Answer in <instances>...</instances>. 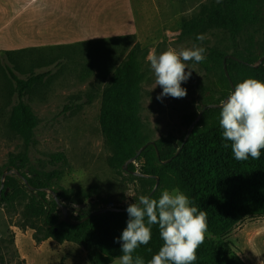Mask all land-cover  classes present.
<instances>
[{"label":"trees","instance_id":"obj_1","mask_svg":"<svg viewBox=\"0 0 264 264\" xmlns=\"http://www.w3.org/2000/svg\"><path fill=\"white\" fill-rule=\"evenodd\" d=\"M210 30L222 31L226 35V44L223 47L208 44L204 47L206 60L198 65L209 80L200 91L198 111L185 114V124L189 127L199 112L201 116L182 146L185 135L177 142L171 134L150 140L143 132L138 112L142 74L138 68L137 53L146 50L133 41L135 35L0 50V61L5 68L1 93L16 95L8 124L23 142L21 152L11 155L5 165L6 171L15 169L19 175L12 172L5 176L0 205L19 215L16 225L20 229H32V239L36 242L52 239L58 243L72 242L78 245L85 251L89 264H109L122 255L121 243L114 242V238H118L126 227L128 205L117 206L124 208L123 211H105L76 224L67 223L48 190L56 194L65 208L74 203H83L91 191L78 192L73 198L71 190L59 185L67 166V159L61 152L50 155L54 166L52 169L44 170L29 164L37 118L23 97L34 95L46 86L50 73L49 70L35 73L33 68L44 66L50 50L54 48H85L101 43H111L114 47L105 54L112 51L115 54L125 53L118 63H108L100 75L105 82L101 90L99 125L110 151L107 159L109 166L124 172L129 181L139 182L140 196L149 195L155 183L154 176H158V186L149 195L151 198L158 199L164 190L179 189L188 196L193 206L207 213V233L215 237L227 235L245 217L264 218V150H261L258 160L249 157L247 161H236L231 152V142L222 137L220 107L203 110L207 104L222 102L234 91L235 85L246 78L264 82V59L253 66L264 55V0H221L220 3L209 0L200 3L196 13L181 18L179 37L197 40L198 34ZM115 54L110 55L108 60H113ZM223 64L228 72L227 78ZM16 71L28 77H19ZM89 73V68L81 69L80 77L84 78ZM148 141H153L154 145H147L136 155ZM225 143L229 147H224ZM130 158H134L139 165L130 162L124 170L123 165ZM167 159L168 162L162 163ZM135 171L142 175L133 174ZM5 188L8 189L6 194L3 192ZM99 201L106 205L109 200L101 198ZM87 205L86 208H78L75 215L73 209L68 211L70 219L79 221L99 208L94 207L93 203ZM151 227L152 239L149 244L141 245L132 254L133 259L142 257L145 264L163 244L158 225ZM9 241L13 243V236ZM3 248L4 239L0 234V264H6ZM196 255L195 264H239L227 262L217 255L212 244L205 240Z\"/></svg>","mask_w":264,"mask_h":264},{"label":"rangeland","instance_id":"obj_2","mask_svg":"<svg viewBox=\"0 0 264 264\" xmlns=\"http://www.w3.org/2000/svg\"><path fill=\"white\" fill-rule=\"evenodd\" d=\"M208 1L157 0L159 20L163 24L161 34L158 35L159 30L154 32L151 35L154 37L152 42L144 46L138 37L133 38L134 42L141 43V47L146 50L137 53L138 68L142 74L139 85L141 106L138 112L143 132L150 140L168 134L177 142L181 140L188 129L184 115L198 111L199 94L209 77L203 73L198 63L187 61L188 69L185 71H193L191 77L181 84L187 91L186 97L176 99L169 96L158 101L156 97L162 89L159 85L156 86L154 72L146 57L152 50L160 54L168 48L179 51L194 45L223 47L226 44V35L219 30L203 33V41L179 37L178 25L181 18L196 13L200 3ZM169 2L172 3V8H168L167 13L163 10ZM148 24L153 26L152 23ZM149 26L144 29L148 34L151 29ZM88 46L50 50L46 64L33 68L35 73L49 70L48 83L34 95L23 97V101L37 118L29 164L44 170L52 169L54 166L50 155L61 152L67 159V166L59 185L71 190L73 198L78 192L91 191L83 203L66 207L67 212L73 209V215L78 208H86L90 203L94 207H104L105 203L99 201L101 198L112 201L115 206L129 205L139 199L141 190L139 182L129 181L124 172L109 166L107 159L110 151L105 145L99 125L101 90L105 82L100 79L102 69L108 63H118L125 53L115 54L112 51L105 54V51L114 48L111 43ZM113 54V60H108ZM86 67L90 73L81 78V69ZM4 69V63L0 61V88L4 80ZM15 73L22 78L28 77L18 71ZM3 93L0 89V179L1 173L6 171L5 165L9 157L17 155L23 147L22 138L8 124L16 95H2ZM134 163L139 165V162ZM17 221L19 215L16 212L8 211L5 206L0 205V234L4 239L6 264H89L85 251L78 245L72 242L58 243L52 239L36 242L32 239L33 230L28 227L20 229L16 225ZM10 236H13V243L9 241ZM205 241L211 243L215 253L224 257L227 262L264 264V218L245 217L223 237L206 233ZM109 264H119V257Z\"/></svg>","mask_w":264,"mask_h":264},{"label":"clouds","instance_id":"obj_3","mask_svg":"<svg viewBox=\"0 0 264 264\" xmlns=\"http://www.w3.org/2000/svg\"><path fill=\"white\" fill-rule=\"evenodd\" d=\"M204 38L202 34L196 37L200 41ZM205 53L204 47L196 45L179 51L168 48L160 54L150 51L146 60L154 72L156 86L162 89L156 99L186 97L187 91L181 84L193 71H185L188 69L186 62L202 63L206 60ZM219 107L222 137L231 142L235 160L247 161L249 157L258 160L264 150V82L246 78L235 85L234 91ZM224 147L229 145L225 143ZM126 212V227L114 238V242L121 243L119 264H145L142 257L133 259L132 254L141 245L149 244L152 225H158L163 244L148 264H195L197 250L204 243L208 230L207 213L193 206L183 192L164 190L158 199L141 195L138 202L127 206Z\"/></svg>","mask_w":264,"mask_h":264},{"label":"crops","instance_id":"obj_4","mask_svg":"<svg viewBox=\"0 0 264 264\" xmlns=\"http://www.w3.org/2000/svg\"><path fill=\"white\" fill-rule=\"evenodd\" d=\"M156 1L0 0V50L65 45L130 34L144 46L152 42L154 32L159 30L160 35L163 30ZM168 8H172V3L163 11L169 13ZM146 26L151 28L149 34L144 32Z\"/></svg>","mask_w":264,"mask_h":264},{"label":"water","instance_id":"obj_5","mask_svg":"<svg viewBox=\"0 0 264 264\" xmlns=\"http://www.w3.org/2000/svg\"><path fill=\"white\" fill-rule=\"evenodd\" d=\"M263 59H264V55L261 56V57H259L257 63L253 64V66H256V65L260 64V63L262 62ZM223 69H224V73H225L226 78H227V77H228V72L226 71V67H225L224 64H223ZM230 85H231V87H233L232 84H230ZM227 97H228V96H227ZM227 97H226L224 100H226ZM224 100H223V101H224ZM223 101H222V102H223ZM222 102H220V103H210V104H207V105H205V106L203 107V110H205V109H207V108H217V107H219V105H220ZM200 116H201V112H199V113L197 114V116H196V118L194 119V121L189 125V127H188V129H187V131H186V133H185V136H184V138H183V141H182V143H181V146L184 144V142H185L186 139L188 138L190 132L192 131V129H193L194 125L196 124V122L199 120ZM147 145H154V142H153V141H148L147 143H145L144 145H142L141 148L137 151L136 155H138V154L140 153V151H141L142 149H144ZM174 145L176 146V144H174ZM181 146L177 148V150H176V152H175V155L179 152ZM156 154H157V157H158V151H157V150H156ZM133 160H134V158L127 159V161H126L125 164L123 165V169H124V170L127 169L128 164H129L131 161H133ZM168 161H169V159L162 161V163H166V162H168ZM12 172L15 173V174H17V175H19V173H18L15 169H11V170H9V171H3V172L1 173L2 175H1V179H0V196H1V191H2V189H3V187H4V178H5V176H6L7 174H10V173H12ZM133 174H135V175H142V174H140V173H138V172H136V171L133 172ZM146 176H147V175H146ZM154 177H155V183H154V185H153V187H152V190H151V192L149 193V195H151V194L154 192V190L157 188V186H158V176H154ZM23 181H24V183H26V180H23ZM7 191H8V189L5 188L4 191H3L4 194H6ZM48 192H49V193L53 196V198L56 200V203L58 204V207H59V209H60L61 212H62V217H63L64 221L67 222V223H71V224H76V223H78V222H81V221L85 220L86 218H89L90 216L97 215V214H100V213L105 212V211H123V210H124V208H122V207H117V206L113 205L112 201H108L104 207H101V208L96 209L95 211H92L91 213H89V214L86 215L85 217H82L79 221H72V220L70 219L69 215H68L67 208H65V206H64V205L60 202V200L56 197V194H55L52 190H48ZM149 195H148V196H149Z\"/></svg>","mask_w":264,"mask_h":264},{"label":"built area","instance_id":"obj_6","mask_svg":"<svg viewBox=\"0 0 264 264\" xmlns=\"http://www.w3.org/2000/svg\"><path fill=\"white\" fill-rule=\"evenodd\" d=\"M134 163V160L132 161ZM135 164V163H134Z\"/></svg>","mask_w":264,"mask_h":264}]
</instances>
